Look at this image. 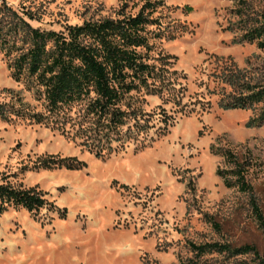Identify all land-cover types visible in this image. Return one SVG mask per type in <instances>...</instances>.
Returning <instances> with one entry per match:
<instances>
[{
  "label": "rangeland",
  "instance_id": "374dc122",
  "mask_svg": "<svg viewBox=\"0 0 264 264\" xmlns=\"http://www.w3.org/2000/svg\"><path fill=\"white\" fill-rule=\"evenodd\" d=\"M5 1L29 9L32 25L62 30L113 15L123 2L132 13L144 0ZM162 1L159 13L174 37L154 38L153 55L175 69L178 99L134 94L133 106L149 120L141 145L94 154L50 125L0 118V182L35 187L44 199L37 209L9 205L0 212V264H261L264 234L249 192L223 184L215 168L231 163L209 145L248 160L246 177L264 217V124L245 126L249 109L218 107L208 74L231 60L264 82V50L242 38L264 15V0ZM9 89L41 109V98L11 78L0 52V101ZM59 157L79 166L43 167ZM211 241L250 243L258 253H196L189 244Z\"/></svg>",
  "mask_w": 264,
  "mask_h": 264
},
{
  "label": "trees",
  "instance_id": "16d2710c",
  "mask_svg": "<svg viewBox=\"0 0 264 264\" xmlns=\"http://www.w3.org/2000/svg\"><path fill=\"white\" fill-rule=\"evenodd\" d=\"M162 3V0H144L131 13L124 10L126 2H123L113 15L68 23L62 30H55L32 25L28 19L33 18V13L29 9L22 8L19 12L0 0V52L10 76L23 82L34 98H41V109L36 110L17 90L9 89V99L0 101V118L14 115L50 125L61 134L77 139L94 154L102 149H120L129 141L141 145L145 137L140 133L145 131L149 120L145 112L133 106L134 94L162 95L173 103L178 99L175 69H170L163 55H153L154 38L161 37L163 32L168 38L174 37L167 27L168 22L162 20L159 13ZM242 38L254 41L264 50V15ZM208 75L217 86L212 92L217 94L218 107L249 109L251 113L244 125L264 124V82L252 81L246 70L231 60L223 61ZM75 105H79L77 111L72 110ZM130 119L133 135L128 133L130 124L125 131L122 129ZM209 149L231 163L227 169L216 166L215 174L225 186L249 192L251 211L264 234V217L246 177L248 160L239 159L228 146L210 143ZM73 160L72 157L44 160L43 167L79 166V162ZM43 203L35 187L0 182V212L9 205L33 210ZM189 244L196 253H258L250 243L238 246L217 241ZM261 264H264V256Z\"/></svg>",
  "mask_w": 264,
  "mask_h": 264
}]
</instances>
